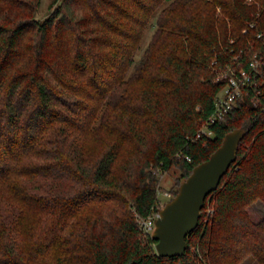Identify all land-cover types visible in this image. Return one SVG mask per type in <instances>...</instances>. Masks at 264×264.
Masks as SVG:
<instances>
[{
    "label": "trees",
    "instance_id": "16d2710c",
    "mask_svg": "<svg viewBox=\"0 0 264 264\" xmlns=\"http://www.w3.org/2000/svg\"><path fill=\"white\" fill-rule=\"evenodd\" d=\"M39 5L0 0V264H264V216L247 210L264 206V84L207 122L212 61L264 57V0ZM235 128L185 253L159 256L137 216L160 211L161 173L183 181Z\"/></svg>",
    "mask_w": 264,
    "mask_h": 264
},
{
    "label": "water",
    "instance_id": "95a60500",
    "mask_svg": "<svg viewBox=\"0 0 264 264\" xmlns=\"http://www.w3.org/2000/svg\"><path fill=\"white\" fill-rule=\"evenodd\" d=\"M243 128L227 132L210 156L195 165L180 183L178 192L160 209L150 235L159 256H180L186 251V237L199 220L205 198L236 159Z\"/></svg>",
    "mask_w": 264,
    "mask_h": 264
},
{
    "label": "built area",
    "instance_id": "2783aa9c",
    "mask_svg": "<svg viewBox=\"0 0 264 264\" xmlns=\"http://www.w3.org/2000/svg\"><path fill=\"white\" fill-rule=\"evenodd\" d=\"M259 36H261L260 33ZM241 53L240 50L238 53L230 55L229 60L222 65H217V59L212 61L216 65L215 80L221 81L222 87L215 96L214 111L208 117V123L216 121L231 110L237 99L250 90L259 93V86L264 84V57L258 53H253L251 57L246 58ZM212 134V130L204 124L196 133V137L211 136ZM159 215L160 213L157 212L145 218L137 216V221L142 230L150 234L154 228L155 219Z\"/></svg>",
    "mask_w": 264,
    "mask_h": 264
},
{
    "label": "rangeland",
    "instance_id": "374dc122",
    "mask_svg": "<svg viewBox=\"0 0 264 264\" xmlns=\"http://www.w3.org/2000/svg\"><path fill=\"white\" fill-rule=\"evenodd\" d=\"M53 0H40V5L37 10L36 17L38 19H44L46 18L51 9L50 5ZM155 18L152 20L151 26H149L145 32L143 39L141 41L140 47L137 50L135 59L138 60L143 52L145 51L148 43L150 42L153 33L156 29L155 25ZM182 181L181 178H179V171L172 167L168 171L161 173L160 180H159V189H158V196L160 199V205L162 206L169 201L173 197V190L177 186V184ZM248 212L250 213V216L253 220H259L264 216V206L258 201L255 202L247 207ZM243 264H257L253 259H246L244 260Z\"/></svg>",
    "mask_w": 264,
    "mask_h": 264
}]
</instances>
